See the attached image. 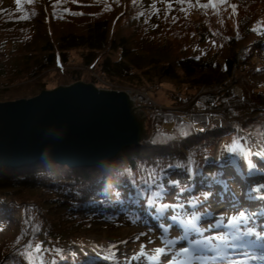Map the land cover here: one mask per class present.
I'll return each instance as SVG.
<instances>
[{
	"label": "trees",
	"instance_id": "obj_1",
	"mask_svg": "<svg viewBox=\"0 0 264 264\" xmlns=\"http://www.w3.org/2000/svg\"><path fill=\"white\" fill-rule=\"evenodd\" d=\"M211 2L218 6L202 7L210 0H0V102L79 81L101 86L102 79L167 92L217 86L193 103L172 105L220 115L264 142V35L253 30L264 31V0ZM146 130L141 147L105 164L114 166L111 179L102 166L0 167V264L19 261L29 242L62 249L58 264H97L86 254L111 256L130 242L141 245L137 232L106 242L85 234L72 238L97 221L117 228L148 220L150 201L156 203L159 191L166 196L177 165L194 177L195 202L218 195L206 186L222 182L213 151L223 140L239 141L237 129L211 128L197 136L179 117L154 116Z\"/></svg>",
	"mask_w": 264,
	"mask_h": 264
},
{
	"label": "water",
	"instance_id": "obj_2",
	"mask_svg": "<svg viewBox=\"0 0 264 264\" xmlns=\"http://www.w3.org/2000/svg\"><path fill=\"white\" fill-rule=\"evenodd\" d=\"M146 120L127 92L82 81L0 102V167L31 168L42 162L69 169L100 167L141 146ZM53 127L65 130L63 138L45 136ZM49 146L45 161L41 153Z\"/></svg>",
	"mask_w": 264,
	"mask_h": 264
},
{
	"label": "snow or ice",
	"instance_id": "obj_3",
	"mask_svg": "<svg viewBox=\"0 0 264 264\" xmlns=\"http://www.w3.org/2000/svg\"><path fill=\"white\" fill-rule=\"evenodd\" d=\"M183 2V0H181ZM20 0H17L19 5ZM219 3H223V0H219ZM218 4L210 3L208 5H202V7H217ZM233 6V11H235ZM77 15H79L77 13ZM258 31L259 34L264 35V31L260 29H253ZM189 131L184 132V135L190 134ZM183 131V130H182ZM228 151L236 154V148H229ZM250 155V153H248ZM258 156L262 155L257 153ZM171 167V165H169ZM177 167H186L185 165H177ZM250 168L255 166L249 164ZM189 179L192 178L191 171H188ZM173 186L178 187L179 181H169ZM157 188L163 189V184H158ZM225 189L227 185L225 184ZM164 196L163 191L156 193V199H162ZM155 201H150L149 206H153ZM199 201L190 204L191 208H197ZM182 205H167L161 204L160 211H166L169 208H181ZM205 218H212L210 212H206L203 215L197 213H189L187 219L173 216L172 220L177 223L178 226L183 230V235L178 239H165L163 241L165 247L157 248L155 253L150 257L154 264H249V260L264 261V237L260 233H254L252 229L247 228V223L251 219L249 214L245 211H239L237 214L225 217L223 215L215 218V223H208L207 227L201 226L200 222ZM163 227V226H162ZM244 230H241V229ZM227 229L226 233L218 232L216 235L205 236V233H212L214 230ZM167 233L168 228H164ZM189 233H194L197 236L203 237V239L192 241L189 239ZM143 235V234H142ZM255 236V240L248 239ZM187 241L188 247H181L179 251L169 252V249H175L177 244H181ZM214 241H219V244H214ZM19 243V240L17 241ZM257 246L261 249L259 255L245 251V246ZM117 247L113 245V248ZM44 253H49L53 256L52 259H45ZM19 261L14 264H20V261L26 262V264H58L56 257H63V250L59 248L44 249L41 245L29 242L26 245L25 251L20 252ZM161 257H169L166 261H161ZM179 257H184L181 260ZM239 257H245L240 259ZM106 260L111 259L114 264H118L115 260V254L113 253L110 257H105ZM137 259V257H133Z\"/></svg>",
	"mask_w": 264,
	"mask_h": 264
},
{
	"label": "rangeland",
	"instance_id": "obj_4",
	"mask_svg": "<svg viewBox=\"0 0 264 264\" xmlns=\"http://www.w3.org/2000/svg\"><path fill=\"white\" fill-rule=\"evenodd\" d=\"M11 2V0H4L5 5H8ZM102 79V78H101ZM101 86H98L99 88L104 89H114V90H125L126 88H121L120 85H116L115 82H109L105 79H102ZM202 91V89H200ZM205 93V91H203ZM188 94H198V92L194 93H185L183 91L180 92H167L166 88L162 87L160 89H150L149 96L159 105H165L169 106L173 104L176 98H181L180 95L185 97H188ZM183 98V97H182ZM149 119V118H148ZM147 122V120H146ZM220 156L224 160H234L236 163L240 164L242 166V172L246 168L250 169L249 164L257 165L258 163L264 161V142L256 140L253 136L250 135H243L238 143L232 142L227 143L223 142L220 144ZM229 148H236V154H233L232 152L228 151ZM250 153V155H248ZM257 153H261L262 155L258 156ZM219 158V159H221ZM218 159V160H219ZM217 160V161H218ZM219 162V161H218ZM258 171V170H257ZM221 173H224L222 171ZM173 181H179V186H173L171 187V190L168 192V196L166 197V200L169 202H172L173 205H182L181 208H176L173 213L177 214L176 216L183 215L185 219L189 217V213L193 212V208L190 207V204L194 201L192 198L194 195L190 192L189 188L191 186V180L189 179V176H186L182 178L179 176V174H174ZM227 178L230 177V175L226 176ZM262 180V179H261ZM264 189V186H263ZM242 194H240L241 196ZM239 200H242L239 197ZM220 206H216L212 212V218L209 221V223H215V218H218L219 216L223 215L225 217H230L231 215H234L237 213V210H219ZM155 209H157V205L155 206ZM172 210V208H170ZM157 216V215H156ZM208 225V224H207ZM205 225L204 227H207ZM163 226V227H162ZM167 226V224L159 219L158 220V228L157 227H147L144 225H141L139 227H135L131 223L124 222L120 227L114 226L112 223L105 222V221H97L93 224V226L88 229L87 231L83 233H75L73 236V240H76L80 235L85 234L90 239H99L102 242L110 241L114 239L115 236H120L122 240L129 237L134 232L139 233H145L146 235L138 236L141 239V245L135 242H130L128 244H125L123 247H117L113 253L115 254V260L120 261L121 263L128 262L127 264H131L133 261H138L142 264H154V262L150 259V257L155 253V250L157 248L165 247L163 241L165 239H170L172 235H174L175 229H172L171 227L168 228L169 231L166 233L164 231V227ZM241 230H244L243 228ZM227 229H220V230H214L212 233H205V236L210 234H218V232H224L226 233ZM181 237V236H180ZM180 237H177L176 240H178ZM154 239V240H153ZM174 239V238H173ZM197 239V238H195ZM193 239V240H195ZM192 240V241H193ZM183 245L177 244V248H181ZM184 247H187L184 245ZM112 253V254H113ZM133 257H137V259H133ZM162 261H166L167 259L165 257H161Z\"/></svg>",
	"mask_w": 264,
	"mask_h": 264
},
{
	"label": "built area",
	"instance_id": "obj_5",
	"mask_svg": "<svg viewBox=\"0 0 264 264\" xmlns=\"http://www.w3.org/2000/svg\"><path fill=\"white\" fill-rule=\"evenodd\" d=\"M211 88L204 87L202 88V91L200 93H203V91L208 92L211 91ZM131 98L134 100L135 104L137 106H140L143 109H146L147 112L151 115H165L167 113H171V111H167L164 108L158 106L155 104L148 96H147V91L146 89H141V90H127L126 91ZM237 94L240 95V91L237 90ZM181 96V95H180ZM185 116L189 117L191 120L194 121H199V120H205V116H198V115H190V114H185Z\"/></svg>",
	"mask_w": 264,
	"mask_h": 264
},
{
	"label": "bare ground",
	"instance_id": "obj_6",
	"mask_svg": "<svg viewBox=\"0 0 264 264\" xmlns=\"http://www.w3.org/2000/svg\"><path fill=\"white\" fill-rule=\"evenodd\" d=\"M202 121H204V120H202ZM204 123H205V121H204ZM219 158H221V156H220V149L218 148V149H216V151H215V153H214V163H217V165L215 166L216 168H218V169H221L222 168V166H224L223 164V161H224V159H219ZM219 159V160H218ZM219 162H218V161ZM240 165V164H239ZM240 167H241V165H240ZM251 172L252 173H254V174H256V171H254V170H251ZM174 174V173H173ZM174 176V175H173ZM172 179H173V177H172ZM192 180H191V184L194 182V178L192 177L191 178ZM248 189V188H247ZM251 189V191L252 192H254V193H259V194H261V192H260V188H259V186L257 187V186H250L249 185V189H248V191ZM248 191H246V192H248ZM247 205H245V206H241L240 208H239V210L237 211V213L239 212V211H245L246 212V214H249V209H248V207L247 208H245ZM236 213V214H237ZM246 227H248V228H250L249 227V225L247 224V226ZM260 234H263V232H261ZM210 235H216V234H210ZM263 236V235H262ZM200 239H202V237L201 238H198V239H196V240H200ZM256 239V238H255ZM195 240V241H196ZM214 244H219V241H214L213 242ZM180 250V248H175V249H169V252L171 253V252H173V251H179ZM166 259H169V257H165ZM179 259H180V257H179ZM183 259H185L184 257H181V260H183ZM161 261H162V259H161Z\"/></svg>",
	"mask_w": 264,
	"mask_h": 264
},
{
	"label": "clouds",
	"instance_id": "obj_7",
	"mask_svg": "<svg viewBox=\"0 0 264 264\" xmlns=\"http://www.w3.org/2000/svg\"><path fill=\"white\" fill-rule=\"evenodd\" d=\"M65 134V130L64 129H58V128H49L46 133H45V136L46 137H52L54 139H61L63 138ZM51 152H52V148L51 146L49 147H46L43 152L41 153V159L45 160V161H48L50 159V156H51ZM102 167H105L106 168V171L109 173V179L112 178L113 176V165H105L103 162H102Z\"/></svg>",
	"mask_w": 264,
	"mask_h": 264
}]
</instances>
